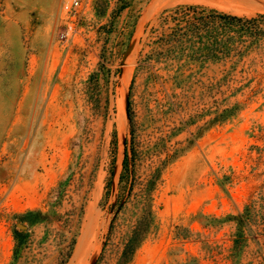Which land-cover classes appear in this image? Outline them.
<instances>
[{"label": "rangeland", "instance_id": "1", "mask_svg": "<svg viewBox=\"0 0 264 264\" xmlns=\"http://www.w3.org/2000/svg\"><path fill=\"white\" fill-rule=\"evenodd\" d=\"M177 5L264 13L89 0L66 46L58 0H0V264H70L82 236L73 264H120L143 217L126 264H264V36L220 60L167 52Z\"/></svg>", "mask_w": 264, "mask_h": 264}, {"label": "trees", "instance_id": "2", "mask_svg": "<svg viewBox=\"0 0 264 264\" xmlns=\"http://www.w3.org/2000/svg\"><path fill=\"white\" fill-rule=\"evenodd\" d=\"M157 41L168 45L167 52L186 54L188 59L220 60L242 56L264 36V13L241 16L200 5H177L159 16ZM156 29L153 28L154 32ZM128 117L131 113L128 107ZM228 219L240 222L239 215ZM147 221L138 220L124 245L120 264L130 261ZM237 240L235 239L234 242Z\"/></svg>", "mask_w": 264, "mask_h": 264}, {"label": "built area", "instance_id": "3", "mask_svg": "<svg viewBox=\"0 0 264 264\" xmlns=\"http://www.w3.org/2000/svg\"><path fill=\"white\" fill-rule=\"evenodd\" d=\"M62 12L63 28L58 35L62 45H69L76 35L75 24L84 14V8L89 0H58Z\"/></svg>", "mask_w": 264, "mask_h": 264}, {"label": "bare ground", "instance_id": "4", "mask_svg": "<svg viewBox=\"0 0 264 264\" xmlns=\"http://www.w3.org/2000/svg\"><path fill=\"white\" fill-rule=\"evenodd\" d=\"M83 238H84V236H82L81 239L79 240L77 247H76V250H75V253H74V255L70 261V264H73V262L77 259L79 251H80V247H81L82 242H83Z\"/></svg>", "mask_w": 264, "mask_h": 264}, {"label": "water", "instance_id": "5", "mask_svg": "<svg viewBox=\"0 0 264 264\" xmlns=\"http://www.w3.org/2000/svg\"><path fill=\"white\" fill-rule=\"evenodd\" d=\"M128 105H129V102L127 103V114H128V107H129Z\"/></svg>", "mask_w": 264, "mask_h": 264}]
</instances>
